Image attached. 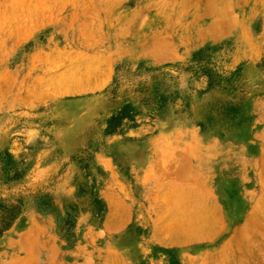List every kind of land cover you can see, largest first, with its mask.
<instances>
[{
    "label": "rangeland",
    "instance_id": "obj_1",
    "mask_svg": "<svg viewBox=\"0 0 264 264\" xmlns=\"http://www.w3.org/2000/svg\"><path fill=\"white\" fill-rule=\"evenodd\" d=\"M169 183L211 253H131ZM152 263L264 264V0H0V264Z\"/></svg>",
    "mask_w": 264,
    "mask_h": 264
},
{
    "label": "crops",
    "instance_id": "obj_2",
    "mask_svg": "<svg viewBox=\"0 0 264 264\" xmlns=\"http://www.w3.org/2000/svg\"><path fill=\"white\" fill-rule=\"evenodd\" d=\"M142 207L135 222L147 234L134 239L131 253H211L218 237V203L209 189L169 183L147 192ZM203 245L209 248L195 250Z\"/></svg>",
    "mask_w": 264,
    "mask_h": 264
}]
</instances>
